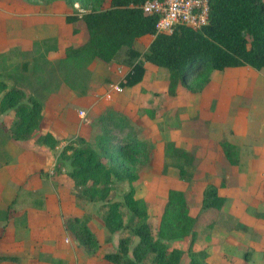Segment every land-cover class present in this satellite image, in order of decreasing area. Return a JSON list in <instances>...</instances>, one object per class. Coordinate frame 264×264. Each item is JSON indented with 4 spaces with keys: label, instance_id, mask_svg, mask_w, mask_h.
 Returning a JSON list of instances; mask_svg holds the SVG:
<instances>
[{
    "label": "trees",
    "instance_id": "trees-1",
    "mask_svg": "<svg viewBox=\"0 0 264 264\" xmlns=\"http://www.w3.org/2000/svg\"><path fill=\"white\" fill-rule=\"evenodd\" d=\"M65 1L72 6L78 3L81 8L80 14L67 15L65 21L82 23L81 29L73 31L83 32L85 38L82 43L66 45L64 56L56 61L63 82L72 90L80 89L84 72L95 60L125 63L129 69L120 82L123 87L142 82L145 66L139 60L141 52L135 49V44L145 35L154 37L143 54L144 61L166 70L170 96L177 94L179 85L193 93L202 91L210 83L213 70L264 68V0H210L206 26L177 25L168 34L157 33V17L141 9L146 0ZM33 47H40L42 52H35L30 59L24 58V51L18 47L0 52V114L7 113L11 118L10 124L0 130L4 139H33L36 144L55 150L61 139L50 131L35 134L44 115V102L34 92H27L23 83L38 78V68L49 64L46 55L58 51V38L35 40ZM122 50L127 57L123 61ZM142 109L151 119L158 112L153 107ZM97 122L99 131L94 141L82 136L69 139L57 155L55 170L67 169L77 206L100 203L98 209L109 234L128 232L119 237L117 251L105 253L103 258L111 264H181L182 250L171 247L169 242L190 237L189 264H209L208 248L196 249L203 234L202 218L192 214L185 190L170 189L157 226L154 228L150 223L147 203L136 196L134 183L149 163L152 148L139 137L130 118L111 108L104 110ZM219 145L226 160L238 165L236 145L224 140ZM165 153L177 163L182 180L194 177L201 162L194 150L167 141ZM119 183H127L128 188L120 199H115L112 194ZM225 200L217 185L207 183L203 208L218 212ZM86 216L68 217L65 227L87 253H94L99 241ZM133 237L137 238L134 244ZM13 259L0 255V263Z\"/></svg>",
    "mask_w": 264,
    "mask_h": 264
},
{
    "label": "rangeland",
    "instance_id": "rangeland-1",
    "mask_svg": "<svg viewBox=\"0 0 264 264\" xmlns=\"http://www.w3.org/2000/svg\"><path fill=\"white\" fill-rule=\"evenodd\" d=\"M81 12L78 3L72 6L65 0H0V40L5 34L7 38L17 34L19 21H21L23 28H26L30 22H34L38 26L37 30H44L46 38H57L59 34L58 38H62L60 42L58 41L59 45L82 43L85 40L84 33L77 32L82 28V23L76 21L71 24L65 21L67 15ZM73 28L77 30L73 31ZM10 38L6 39V45L9 44ZM149 44L139 40L135 44V49L141 52L139 60L144 63V66L147 61H144L143 54L148 51ZM23 51L24 58L30 59L35 52H42V49L32 47L31 50ZM121 52L120 59L123 61L127 57L124 50ZM46 56L49 64L38 68V78L35 77L23 83L27 92H34L43 99V102L47 98L46 95L50 93H45L44 90L51 89V92H56L61 85H66L56 66V61L60 58L55 54L49 56L47 53ZM119 64L124 65L125 63L108 64L95 60L84 72L81 87L76 89V92H81L84 97L83 94H87V90L94 88L101 92L98 94L99 97L106 94L105 98L111 97L108 93H112L117 102H104L106 109H118L127 115L138 129L139 137L147 140L151 146L152 157L146 167L140 171V178L134 186L136 196L147 203L149 221L152 226L154 228L157 226L168 191L170 189L185 190L191 200L192 214L202 218L200 227L203 234L199 237L196 249L208 248L207 261L209 264H264V201H259L261 198L259 181L261 180L253 179L252 174L255 170L254 166L250 169V165L254 163L248 159L251 154L255 153L252 147L254 143H259L261 138L264 139V68L241 66L213 70L210 83L202 91L193 93L186 86L179 85L177 94L170 96L167 92L166 70L158 69L150 64L145 66L142 82L125 89V94L114 93L110 89L111 84L118 83L124 88L120 83L123 77L120 78L114 72V68ZM84 87L86 88L83 91ZM81 106L87 107L83 102H77L70 104L67 108L72 114ZM144 107H153L158 110L154 119L145 114L142 109ZM93 113L94 111L90 108L89 114ZM99 115H96L91 122L97 129L94 128V134L88 139L89 141H94L99 131L97 122ZM39 131H43L41 127L35 134ZM76 136L65 137L61 149L69 139ZM222 140L236 145L239 154L238 165H231L226 160L219 145ZM167 141L195 150L201 158L191 180L180 178L177 163L165 153ZM216 156L219 161H214ZM222 163L226 165L223 167ZM255 167L264 170V158L255 163ZM230 171L235 172V175L240 172L239 175L245 174L246 178L248 176L250 183H246V196L250 200L234 202L238 199L236 195H233V191L237 193L235 189L230 192V198L220 211L214 212L203 208V191L207 183L217 185L222 182L225 184ZM217 172L220 174L217 175ZM222 173H224L223 180L220 177ZM262 177L264 178V171L260 174V178ZM68 180L67 177L63 179L65 185L73 190L71 192L65 190L64 201L71 200L75 203L73 182L69 177ZM127 188V183L117 184L113 190V198L120 199ZM234 188L236 187L232 189ZM82 204L83 207H79L75 203L82 212V216L87 215L88 224L90 222L91 225L90 229L99 241V246L94 253L86 251L85 253L91 255L95 261L102 260L105 253L117 251L119 237L128 235V232L119 231L109 234L98 209L100 203ZM136 239L132 238L133 244ZM189 242L190 237L169 242L171 247L182 250L181 264H189ZM72 243L76 247H82L78 245L79 242L75 238Z\"/></svg>",
    "mask_w": 264,
    "mask_h": 264
},
{
    "label": "crops",
    "instance_id": "crops-1",
    "mask_svg": "<svg viewBox=\"0 0 264 264\" xmlns=\"http://www.w3.org/2000/svg\"><path fill=\"white\" fill-rule=\"evenodd\" d=\"M21 24L23 23L19 21L17 34L11 38L8 36L9 44L6 45V39H8L6 34L2 36L0 52H6L13 47L31 50L35 40L46 38L44 30H37L38 26L34 22H30L26 28H23ZM58 36L59 34L57 38ZM153 37V35H145L138 40L150 43ZM60 39L62 38H58L59 42ZM59 42L58 51L49 52V56L54 54L59 58L64 56L66 45H59ZM149 64L153 65L147 62L145 66H149ZM127 71L128 68L122 64L116 65L114 68L115 75L120 78L124 77ZM129 88L131 87L122 88L121 93L125 94V89ZM99 93L101 92L93 88L87 90V94H83L84 97H82L81 92L61 85L56 92L50 91L46 95L44 115L40 124L43 131L39 132L50 131L61 139L62 142L55 150L38 145L33 139H4L3 131L0 130V255L15 258L2 261L0 264H111L104 258L95 261L91 255L85 253L83 247L73 245L74 237L66 229L65 220L73 216L81 217L82 212L71 200L64 201L65 190L67 192L73 190L63 181L65 177L68 180L67 169L63 168L62 172H57L54 169L65 137L79 135L90 139L94 134V128L97 129L91 122L96 115L106 109L104 102H117L112 93H108L111 96L108 98H105L106 94L99 97ZM77 102H83L87 107L81 106L71 114L67 107ZM67 103L70 104L67 105ZM90 108L91 111H94L92 115L89 114ZM79 111H84L86 117L80 116ZM10 122L11 118L7 113L0 114V127L6 128ZM249 146L252 145L249 144ZM252 147L255 153L251 154L248 159L254 163L252 166L250 165V169L254 166L255 170L252 174L253 179L261 180L259 181L261 183L259 201L263 202L264 178H260V174L264 170L255 167V163L264 158V139L261 138L260 142H255ZM196 155L198 156L197 152ZM216 160H218L217 156L214 161ZM223 163L224 167L226 163ZM239 173L237 172L235 175V172L230 171L225 184L217 183L218 193L220 192L219 194L226 198L225 203L231 196L230 192L235 189L237 193L233 191V195H236L238 199L235 198L234 202L250 200L246 196V183H250L249 178L248 176L246 178L245 174L239 175ZM219 174L217 172V175ZM223 174L220 175L221 179L224 177ZM233 187L236 188L232 189ZM89 227L91 228L90 222Z\"/></svg>",
    "mask_w": 264,
    "mask_h": 264
},
{
    "label": "built area",
    "instance_id": "built-area-1",
    "mask_svg": "<svg viewBox=\"0 0 264 264\" xmlns=\"http://www.w3.org/2000/svg\"><path fill=\"white\" fill-rule=\"evenodd\" d=\"M141 9L144 13L157 17V33H171L175 26L185 25L201 28L209 23L210 0H146ZM113 92H121L122 87L111 84ZM84 116V111L79 112Z\"/></svg>",
    "mask_w": 264,
    "mask_h": 264
}]
</instances>
